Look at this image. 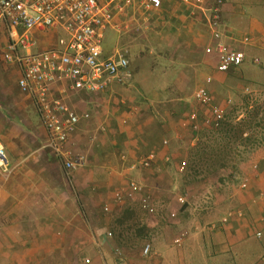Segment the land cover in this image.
Masks as SVG:
<instances>
[{
  "label": "crops",
  "instance_id": "0c3cea01",
  "mask_svg": "<svg viewBox=\"0 0 264 264\" xmlns=\"http://www.w3.org/2000/svg\"><path fill=\"white\" fill-rule=\"evenodd\" d=\"M210 19L177 0H164L153 11L136 5L118 17L116 31L125 32L123 39L143 33L152 45L148 52L131 51L140 60L136 63L124 52L130 79L108 91L76 93L69 83L54 87L56 98L63 97L79 115H90L70 136L63 156L48 147V132L34 100L19 87L20 67L5 58L10 35L0 24V147L6 159L0 166V241L9 245L4 260L38 264L58 253L63 241L103 239L115 241L123 253L106 264H264V145L240 163L236 174L223 170L203 175L218 184L196 210L190 195L193 183L186 182L192 180L187 169L196 137L191 126L196 124L199 134L211 117L209 107L194 101L195 91L208 89L214 105L225 115L232 107L234 116L236 98L226 93H242L246 84L242 67L219 73L217 53H207L216 45ZM220 32L223 43L246 53L245 64L260 69L261 75L247 84L264 89V0H225ZM32 36L37 41L33 52L67 39L62 30ZM245 37L252 43L244 45ZM113 51L104 49L103 57ZM150 154L155 155L150 168L131 170ZM79 157L84 158L81 166L65 169V161ZM183 162L188 164L184 173ZM138 172L147 174L139 183L143 190L133 200L118 202L116 196L129 191ZM177 175L183 181L181 192L175 191ZM145 194L153 199L154 215L142 208ZM183 194L186 210L177 202ZM105 207L118 217L107 221ZM190 224L194 229L189 233ZM110 225L114 240L111 232L98 237ZM183 232L188 236L176 246L174 240ZM126 241L136 242L139 249L129 251ZM147 245L151 252L144 254Z\"/></svg>",
  "mask_w": 264,
  "mask_h": 264
},
{
  "label": "built area",
  "instance_id": "2783aa9c",
  "mask_svg": "<svg viewBox=\"0 0 264 264\" xmlns=\"http://www.w3.org/2000/svg\"><path fill=\"white\" fill-rule=\"evenodd\" d=\"M177 1L209 14L216 45L209 47L207 53H217L219 73H227L245 64L247 55L244 51L222 42L220 26L225 0ZM163 3L164 0H0V24L8 27L10 35L5 58L9 63L20 67L19 87L34 100L48 132V147L55 154H65L70 136L82 121L90 118V115H79L68 106L63 97L56 98L53 94L54 87L59 83H69L72 92L100 94L111 89L116 83L128 81L130 61L126 55L115 52L110 57H103L105 31L109 27L118 30V25L114 24L116 19L133 6L153 11L161 9ZM55 30L64 31L67 39L59 41L57 46L45 51L33 52L37 41L33 39L32 33H48ZM242 43L249 45L252 38L245 37ZM254 63L259 65V59H255ZM208 81L210 82V79ZM194 101L200 106L209 107L214 127H218L225 120V111L214 105V99L206 88L195 91ZM196 118L193 114L190 120L194 122ZM209 123L210 120L207 119L205 124ZM194 129L199 130V127L194 124ZM154 160L155 155L150 154L139 163L133 164L131 170L139 167L150 168ZM5 161L4 150L0 147V166H4ZM83 161V157L68 159L64 167L73 171L81 166ZM186 166V162H183L180 171L184 172ZM142 190L140 184L132 181L129 191L126 194H118L116 199L118 202L124 199L133 200ZM140 201L147 213L155 214V207L149 195H143ZM186 201V196L179 199L181 204ZM109 211L110 209L105 207L104 212ZM172 218L176 216L172 214ZM187 236V233L183 232L176 237L174 244L181 246ZM150 252L151 246L147 245L144 254ZM115 254L120 258L123 253L117 249Z\"/></svg>",
  "mask_w": 264,
  "mask_h": 264
},
{
  "label": "rangeland",
  "instance_id": "374dc122",
  "mask_svg": "<svg viewBox=\"0 0 264 264\" xmlns=\"http://www.w3.org/2000/svg\"><path fill=\"white\" fill-rule=\"evenodd\" d=\"M114 24L117 25V22H115ZM118 33L120 34H117L116 29H114L113 27H109L105 31V37H104V43H103V47L105 50L107 51L114 50L113 53L118 51L124 54L125 52L126 54H128V56H130L131 54L130 58H132V61L134 63L140 60H138L137 55H134L131 53L132 50L134 53L136 51L148 52V50H150L152 41L148 39L143 33L142 34L140 33L138 35H135V34L130 35L126 39H123V37L126 36L125 32L122 31ZM147 59L149 58L147 57ZM241 67L244 69V74H245V79H243V81L246 84H243V85L246 87V89H248V91H245L244 89L242 93L235 91V90L232 93H226V94H232L235 96L236 99L233 101L237 103L236 106L238 107V109L235 115L232 116L233 114L232 112L230 115V111L233 109L231 107L227 114L228 116L226 115L225 118L226 119L234 118L235 122H238L241 118H244L248 114V111H251L257 106L264 105V89L260 86L258 87V86L247 84L249 80H254L252 76L261 75L260 69L259 68L257 69V66H254L253 64H245V65H242ZM131 69L133 73H135L133 63L131 64ZM259 80L260 79H258V81ZM231 89H234V87H231ZM200 131L201 132L199 134L195 135L196 137H200L201 135H203L206 132V129L205 128L202 129L201 127ZM196 137L193 140L194 146H191V147L196 146L198 142V138ZM188 138L192 139V134L190 132L188 133ZM188 141L190 143V140ZM190 144L192 145V143ZM222 174H224V171L222 172ZM146 177H147V174H143V172L142 173L138 172L136 177L133 179V182H136L138 184L142 183L143 179H146ZM174 178L176 181L175 191L181 192L180 188L182 187L181 183L183 182L182 177L177 175V177L174 176ZM202 178H203V175L198 176L197 181H195L192 184L190 195L192 196L191 200H192L193 210H196L197 208L200 207L201 204L207 201L205 200V197H208L210 193H213V191L215 190V186L218 184L217 182H215V179H212V177L203 178V179ZM97 206H99V204ZM102 216H105L107 221L115 220L118 217V216H115L113 211L109 212L107 215L102 214ZM94 225L98 226L97 223H95ZM190 225L191 226L189 227V230H188L189 233H190V229L192 228V224ZM111 228L112 227L110 225V227L103 229L99 232L97 229L93 230V232L95 233L98 232L99 233L97 234L98 237H103V235L107 234L108 232H111L113 234L112 238L114 240L115 231L111 230ZM101 240L102 241H69L68 243L63 241V243H61L62 245L59 248L58 253H55V254L52 253V255L48 257V259L47 258L43 259L42 262H39L38 264H88V261H90V264H106L107 259L112 260L113 262L118 261V258L116 257L117 255L115 254V251L118 247L115 244H113V242L115 241L112 242L110 240L111 241L110 242L109 240H103V239ZM66 244H69V245L66 246ZM126 244L129 248V251L139 249L138 248L139 245L136 242L128 241L127 243L126 241ZM8 246L9 245L7 244L5 245V241H0V264H25V262H21V261L20 262L19 261L17 262L8 261L7 262V260H4V257H5L4 254L9 252ZM168 261H171L170 264H172L173 262L172 260H168ZM28 264H31V263H28ZM200 264H203V263H200ZM224 264H245V262H241L240 260H236V261L231 260L230 262H226Z\"/></svg>",
  "mask_w": 264,
  "mask_h": 264
},
{
  "label": "trees",
  "instance_id": "16d2710c",
  "mask_svg": "<svg viewBox=\"0 0 264 264\" xmlns=\"http://www.w3.org/2000/svg\"><path fill=\"white\" fill-rule=\"evenodd\" d=\"M223 8L224 5L222 11ZM260 65L261 62L258 66ZM211 95L213 97L212 93ZM207 119L210 120V123L205 125L206 132L197 137L198 142L190 151V164L187 175L189 180L192 179V182L186 181L190 184L194 183L199 175L208 176L223 170H232L233 174H236L239 171L240 163L264 145V105L248 111V114L238 122H235L234 118H225L226 120L222 121L218 127H214L213 118L207 117ZM191 130L196 134L199 132V130L194 129V124H192ZM184 176L186 178V174ZM183 196L185 194L180 195L177 202L181 208L186 210L188 205L179 202L180 197Z\"/></svg>",
  "mask_w": 264,
  "mask_h": 264
}]
</instances>
